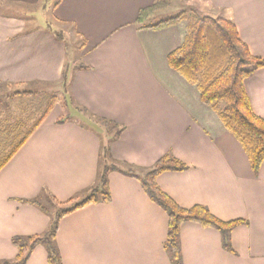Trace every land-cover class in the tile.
Returning <instances> with one entry per match:
<instances>
[{
    "label": "crops",
    "instance_id": "1",
    "mask_svg": "<svg viewBox=\"0 0 264 264\" xmlns=\"http://www.w3.org/2000/svg\"><path fill=\"white\" fill-rule=\"evenodd\" d=\"M155 1L55 0L52 20L69 25L81 40L78 56L70 57L64 39L33 12L43 0H0V83L49 84L65 70L71 97L48 112L0 169V260L15 258L13 236L40 235L49 226V214L22 200L44 203L47 193L64 202L84 193L96 181L100 148L108 143L112 161L142 170L170 152L188 168L156 177L164 193L183 208L200 204L222 221L242 220L230 232L232 252L217 229L182 222V264H264V160L253 172L238 140L168 66L167 54L180 44L183 29L136 24L140 9ZM177 1L181 11L195 8L192 0ZM203 1L231 20L250 53L264 60V0ZM20 8L33 9L26 14L36 21L30 27ZM243 84L253 112L264 118V66ZM71 104L86 114L72 113ZM87 112L122 131L109 140ZM107 180L108 202L84 205L59 220L62 264H171L164 249L166 212L135 177L111 171ZM25 264H49L44 246L36 245Z\"/></svg>",
    "mask_w": 264,
    "mask_h": 264
},
{
    "label": "trees",
    "instance_id": "2",
    "mask_svg": "<svg viewBox=\"0 0 264 264\" xmlns=\"http://www.w3.org/2000/svg\"><path fill=\"white\" fill-rule=\"evenodd\" d=\"M170 2L171 0H156L153 4L140 9L136 24L140 28L161 29L178 23L185 16L186 10L154 24L149 22L156 10L166 9ZM166 60L171 69L175 70L184 80L196 86L201 103L217 111L222 125L241 144L251 169L253 172H257L264 160V118L253 112L243 83L245 78L264 66V60L250 53L247 45L240 38L234 23L223 17L201 16L192 13L181 43L167 54ZM61 78V83L65 86L67 82L65 70L62 72ZM23 93L33 94L34 92L30 90L17 91L14 92V95ZM49 103L50 101L46 105L44 103L45 106L43 105L39 116L32 123L27 125L23 121L3 131L0 129V169L46 117L52 107L49 106ZM220 103H223L221 107H219ZM68 104L69 102H65V106ZM63 119L60 118L58 121H63ZM102 119L105 123H111L110 130L115 131L109 140L115 139L122 131L123 126ZM0 127L3 126L0 125ZM108 152V143H102L96 181L82 193L83 195L79 199L71 197L64 202H59L46 193L50 201L59 205L54 212L38 199L22 200L25 203L36 205L49 214V226L40 235L13 236L11 243L16 248L17 254L12 260H0V264H25L33 248L38 244L44 246L49 264H62L56 244L59 220L63 215L84 205L108 202L110 193L107 175L111 171H119L138 179L147 196L166 212L168 227L164 249L171 264H182L179 228L184 221H194L202 226L217 229L221 235L222 246L230 252L233 251L230 244V232L242 220L222 221L215 217L206 206L200 204L183 208L164 193L156 183V177L162 172L187 169L188 166L184 162L167 152L152 166L142 170L126 162L111 160L109 163Z\"/></svg>",
    "mask_w": 264,
    "mask_h": 264
},
{
    "label": "rangeland",
    "instance_id": "3",
    "mask_svg": "<svg viewBox=\"0 0 264 264\" xmlns=\"http://www.w3.org/2000/svg\"><path fill=\"white\" fill-rule=\"evenodd\" d=\"M54 1L55 0H43L42 5L41 6L39 5L40 7L38 6L36 8H33L34 10L33 9H30V10H33L36 17L39 20L46 21L48 25L52 26L51 31L54 34V36L61 37V39H64L68 47L69 56L72 57L73 55H75V57H77L79 54L78 51L80 48V47L78 48L77 46L81 44V40L78 37L73 35V33L71 32V27L69 25L59 24V23L56 24L55 21L52 20L49 12H50V8L52 7ZM179 2L181 4V0H179ZM192 2L195 8H190L186 10L185 16L182 17L180 21H178V23L170 25L168 27H163L161 29H153V28H145V29H150L152 31H162V30L174 27V26H179L183 29V35H184L186 28H187V24L189 22V19L192 13H196L201 16L208 15L211 17H221L219 16L221 13L218 9L212 8L203 0H192ZM178 7H179L178 1L175 0L174 4L172 5L170 9L167 10L166 8V9L156 10L153 13L154 15L150 17L149 22L152 24L157 23L166 18L175 16L182 9H185V8H178ZM30 10H26V9L23 10L22 8H20V12H24L25 13L24 15L30 12ZM27 17H29V18H26L28 19L27 24L30 27L31 24L35 23L36 21H32L33 18H31L32 16L30 15H28ZM34 20L36 19L34 18ZM78 61L79 60L76 59L74 62H78ZM61 77H62V74H61ZM61 82H62V78H60L56 82H51L49 84H42V85H38L39 83H35L36 85L31 84V85L17 86V84H14L12 86H9V85L7 86V84L5 83H0V121H1L0 125L3 126L2 128L0 127V129L3 131L4 129L8 127H11L23 121L26 122L27 125L32 123L33 120L39 116L44 103L46 105L48 101H50L49 106H52L51 109L54 106H57L58 108L65 106V102L66 103L70 102L71 97L69 96L67 92V88H66L67 82L65 86ZM189 85H192V87H194L196 91L198 92V89L196 88L194 84L189 83ZM33 88L37 89L38 91L34 92L33 94L23 93L19 95H14V92H17V91L24 92V91L30 90L33 92ZM222 104L223 103H220L219 107H221ZM206 107L209 108L210 112L214 115V117H216V119L220 121L217 111L210 108L209 106H206ZM70 110L74 114H77V115L79 114L78 116L83 115L84 113L86 114L85 110L82 108L79 109L78 112H75L73 110V104H71ZM64 114L66 115V113ZM88 114L90 115V113ZM62 116L66 117L64 115ZM89 120L92 123H95L98 126V128L101 129L100 131H102L103 134H106V137L108 136L111 137L115 133V131L110 130L111 123L109 122L105 123L102 118L90 115ZM108 160H109L108 162L110 163L111 162L110 157L108 158ZM82 195L83 194H80L75 199L76 200L79 199ZM44 204H46L52 212H54V210L57 207H59L58 203L56 202L53 203L52 201H45Z\"/></svg>",
    "mask_w": 264,
    "mask_h": 264
}]
</instances>
